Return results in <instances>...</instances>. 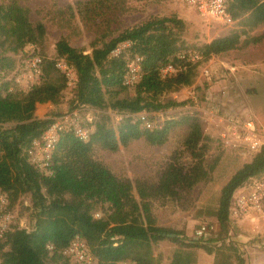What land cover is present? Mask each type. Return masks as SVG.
I'll return each mask as SVG.
<instances>
[{
	"label": "trees",
	"instance_id": "trees-1",
	"mask_svg": "<svg viewBox=\"0 0 264 264\" xmlns=\"http://www.w3.org/2000/svg\"><path fill=\"white\" fill-rule=\"evenodd\" d=\"M115 2L77 0L74 4L82 19L88 21ZM226 9L241 29L202 43L197 50L181 49L179 36L186 28L185 22L172 14L147 19L107 41L101 40L100 46L94 42L86 53L62 37L55 43V56L48 57L37 47L45 33L44 25H33L28 9L17 0L0 4V43H8L13 52L21 50L22 62L30 54L29 44L35 46L33 55L41 57L39 80L27 90L20 89L11 74L21 67H16L10 57L0 58V191L7 194L8 209L14 212L17 224L22 220L14 204L25 193H30L32 213L31 222L21 227L15 223L0 238V264H69L63 249L76 236L85 240L88 251L100 264H154L153 245L163 239L181 246L168 264H195L191 247L213 254L212 264H232L233 259L245 264L230 241L188 245L179 231L158 225L153 212L154 200H179L197 182L207 179L214 167V163L207 167L203 161L206 149L199 118L186 114L147 128L138 116L139 112L184 105L186 100L163 101L161 95L191 84L198 63L261 39L241 37L264 24V0H226ZM123 41H129L130 46L118 56H111L110 51ZM190 51L200 54L197 62L178 57ZM134 56L141 59L142 75L134 84L133 95L124 96L129 88L123 83L127 63ZM58 59L73 69V86L56 66ZM167 63H172L175 71L162 76L160 68ZM67 89L73 92L68 110L83 104L116 111L121 117L112 125L109 114L93 116L86 141L71 131L62 133L52 151L51 173L46 174L28 160L27 150L52 118H38L34 111L37 103H58ZM176 126L188 129L182 148L171 154V161L160 170L155 182L120 178L94 155L95 148L116 152L133 140L162 145ZM185 156L189 162L183 160ZM262 177L264 145L221 187L212 215L222 229L230 221L234 191Z\"/></svg>",
	"mask_w": 264,
	"mask_h": 264
},
{
	"label": "rangeland",
	"instance_id": "rangeland-1",
	"mask_svg": "<svg viewBox=\"0 0 264 264\" xmlns=\"http://www.w3.org/2000/svg\"><path fill=\"white\" fill-rule=\"evenodd\" d=\"M8 1L0 0V4ZM17 1L28 9L33 25L38 22L44 25L45 33L37 47L48 57L55 56V43L62 37L70 45L84 49L86 53L91 51V44L94 42L100 46L101 40L107 41L147 19L172 14L185 22L186 28L179 36L181 49L185 50H197L196 47L202 43L241 29L236 20L231 26L223 25L199 15L195 8L178 0H117L88 21H84L78 12L74 4L77 0ZM246 36H261V39L217 55L224 58L222 61H212L216 56L214 55L209 60L198 63L193 69L191 84L161 95L163 101L186 100L184 105L145 114L154 124L186 114L197 116L201 122L202 143L206 149L203 161L207 167L214 163L208 178L197 182L179 200H154L153 212L157 224L179 231V236L188 245L230 241L245 264H264V214H251L240 220L230 219L225 229L219 226L212 215L218 205L221 187L253 155L241 147H225L222 144L218 135L222 123L218 118L252 117L259 130L264 133V24L242 35L241 40ZM126 49L127 47L122 52ZM20 54L21 50L13 52L8 43H0V58L10 57L18 65L16 67L22 62ZM257 58H262L263 63L255 64ZM215 63L219 65L217 69L214 67ZM205 68H208L207 73L204 72ZM133 93L134 88H128L123 95L132 96ZM72 96V90L67 89L58 103H37L34 116L53 118L59 112L67 111L72 105ZM92 109L94 118H98L102 112L109 114L112 125H116L121 117V113L110 109ZM4 125L11 126L12 123ZM187 130L186 126L174 127L168 140L159 146L148 145L143 140H133L126 146H120L116 152L95 148L94 155L120 178L131 181L141 178L155 182L160 170L171 161V154L182 148ZM183 160L189 162L187 156ZM30 207V193L21 195L14 204V210L24 224L32 221ZM202 223L212 225L213 229L208 235L198 239L195 231ZM179 248L181 246L178 243L169 239L158 241L153 245L154 264H168ZM191 248L195 252V264H212L213 254H207L199 247ZM232 264H237L234 259Z\"/></svg>",
	"mask_w": 264,
	"mask_h": 264
},
{
	"label": "built area",
	"instance_id": "built-area-1",
	"mask_svg": "<svg viewBox=\"0 0 264 264\" xmlns=\"http://www.w3.org/2000/svg\"><path fill=\"white\" fill-rule=\"evenodd\" d=\"M184 5L193 7L199 15L211 18L226 26L234 24V19L227 12L226 0H178ZM130 46L129 41H123L110 51L111 56H118L125 47ZM34 44H29L30 54L23 59L20 69L12 73L14 81L20 89L27 90L40 77L39 54H34ZM178 57L190 62H197L200 54L196 51L181 52ZM56 66L68 77V85L73 86L75 75L73 69L69 67L63 59L56 61ZM172 63H167L160 68L162 76L174 72ZM208 72V68L204 69ZM142 75L141 59L134 56L128 60L127 71L123 83L129 88L139 81ZM3 78V72L0 70V82ZM93 109L89 106L80 104L71 110L63 111L52 118V122L43 131L39 138H35L27 150L28 160L41 172L51 173L50 165L52 151L58 141L59 136L71 131L80 140L86 141L92 130ZM143 124L147 128L155 124L148 119L145 113H138ZM222 123L219 137L222 144L231 147H241L249 153H254L264 145V133H262L257 122L252 117L240 118L228 116L218 118ZM251 214H264V177L254 179L251 182L239 187L233 193L229 206V218L240 220ZM15 214L8 209V196L0 191V238L5 232L10 230L15 224ZM19 227L23 226V221H19ZM213 229L212 225L202 223L195 231L196 238H202L208 235ZM48 248H51L48 245ZM63 254L69 258V264H100L97 259L88 251L85 240L79 236L73 238L63 249Z\"/></svg>",
	"mask_w": 264,
	"mask_h": 264
},
{
	"label": "crops",
	"instance_id": "crops-1",
	"mask_svg": "<svg viewBox=\"0 0 264 264\" xmlns=\"http://www.w3.org/2000/svg\"><path fill=\"white\" fill-rule=\"evenodd\" d=\"M213 57V56H212ZM224 58L223 57H218L217 55L213 58V60L212 61H218V60H220V61H222ZM212 63V62H211ZM263 63V59L262 58H257L256 60H255V64H262ZM219 67V65H218V63H215V65H214V67L217 69L218 67ZM216 73H217V71H216Z\"/></svg>",
	"mask_w": 264,
	"mask_h": 264
}]
</instances>
